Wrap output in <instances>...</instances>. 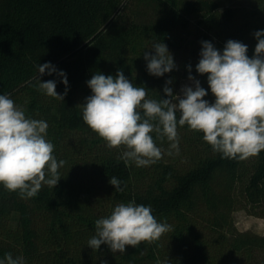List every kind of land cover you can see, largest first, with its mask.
<instances>
[{"label": "trees", "instance_id": "trees-1", "mask_svg": "<svg viewBox=\"0 0 264 264\" xmlns=\"http://www.w3.org/2000/svg\"><path fill=\"white\" fill-rule=\"evenodd\" d=\"M258 30H264V0H0V94L26 117L48 123L53 155L66 161L57 186L44 185L35 197L0 185V259L11 253L25 264H264V235L239 231L233 221L238 208L264 217V151L246 160L222 158L202 133L178 126L179 154L167 155V139L156 140L163 158L137 167L118 160L124 149H109L82 119L92 94L87 81L118 69L146 87L148 98L165 99V82L173 80L175 95L191 65L208 91L204 99L214 102L207 75L196 72L201 42L222 52L228 40L240 41L251 58ZM157 42L177 65L162 77L150 75L143 58L144 51L155 54ZM49 62L67 76L64 100L36 87L38 65ZM40 80H55L57 93L65 92L56 73ZM113 176L124 191L109 183ZM133 200L151 206L172 231L124 253L106 244L88 247L95 221Z\"/></svg>", "mask_w": 264, "mask_h": 264}, {"label": "clouds", "instance_id": "clouds-1", "mask_svg": "<svg viewBox=\"0 0 264 264\" xmlns=\"http://www.w3.org/2000/svg\"><path fill=\"white\" fill-rule=\"evenodd\" d=\"M257 40L254 55H247L248 46L240 41L228 40L223 51L209 41H202L196 72L207 75L211 94L210 103L204 99L208 91L191 75L181 94L174 95L165 82L163 92L167 98H148V89L135 86L118 69L116 74L96 72L87 86L91 95L82 104V119L109 149L124 151L117 156L127 165L150 166L163 158L164 151L156 140L169 142L167 155L179 154L178 126L203 134L214 152L222 158L246 160L264 151V30L254 33ZM143 52L147 71L155 77L177 69L165 43H153ZM39 91L55 99L64 100L68 91L67 76L49 63L38 65ZM56 73L62 77L65 92L58 94L57 82H42L40 76ZM179 114V115H178ZM49 125L44 120L26 117L7 94H0V185L21 198L35 197L46 185L55 188L61 179L59 169L66 161L53 155L54 145L48 140ZM155 133V139L153 137ZM109 183L115 191H124L121 181L113 176ZM126 186V185H125ZM172 231V226L158 222L151 206L137 205L133 200L119 203L107 217L95 221V235L87 242L94 251L102 244L113 253H124L126 246L136 248L143 242L152 243ZM0 264H25L23 256L6 253Z\"/></svg>", "mask_w": 264, "mask_h": 264}, {"label": "rangeland", "instance_id": "rangeland-1", "mask_svg": "<svg viewBox=\"0 0 264 264\" xmlns=\"http://www.w3.org/2000/svg\"><path fill=\"white\" fill-rule=\"evenodd\" d=\"M192 82L188 78L182 79L176 90L175 95L181 94V88L184 85L191 86ZM19 210H14L11 214L12 220L18 219ZM233 221L239 231H251L260 235H264V217L249 214L246 210L238 208L233 212Z\"/></svg>", "mask_w": 264, "mask_h": 264}]
</instances>
